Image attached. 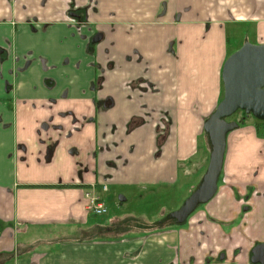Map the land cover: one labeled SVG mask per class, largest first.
<instances>
[{
    "label": "crops",
    "instance_id": "0c3cea01",
    "mask_svg": "<svg viewBox=\"0 0 264 264\" xmlns=\"http://www.w3.org/2000/svg\"><path fill=\"white\" fill-rule=\"evenodd\" d=\"M66 1L0 0V252L21 250L15 264H247L264 240V122L252 115L226 135L214 197L176 228L103 218L84 189L116 208L193 188L222 66L246 40L264 43V0ZM37 226L53 229L29 235Z\"/></svg>",
    "mask_w": 264,
    "mask_h": 264
},
{
    "label": "water",
    "instance_id": "95a60500",
    "mask_svg": "<svg viewBox=\"0 0 264 264\" xmlns=\"http://www.w3.org/2000/svg\"><path fill=\"white\" fill-rule=\"evenodd\" d=\"M221 81L223 96L203 124L210 147L207 167L181 206L167 214L176 224L183 223L199 204L209 201L217 191L226 135L238 127V120L228 118L242 111L264 121V43L246 40L230 53L222 66ZM118 199L125 201L123 195ZM251 262L264 264V243L253 247Z\"/></svg>",
    "mask_w": 264,
    "mask_h": 264
},
{
    "label": "rangeland",
    "instance_id": "374dc122",
    "mask_svg": "<svg viewBox=\"0 0 264 264\" xmlns=\"http://www.w3.org/2000/svg\"><path fill=\"white\" fill-rule=\"evenodd\" d=\"M238 30V27L235 29ZM234 32V33H238ZM234 33H232V31L229 34V40H230V44L229 47H235L237 45H240L241 42V37H237L238 35H234ZM82 39V38H81ZM241 111L236 112L234 115H232L230 118L231 120H236L241 118ZM206 150V151H205ZM205 153L204 156L206 157V161H204V166L203 168L200 170V172L198 173V177L201 176L206 167H207V163H208V159H209V152H210V147L209 144L206 145V149H205ZM182 172V171H181ZM192 172V170L190 171ZM196 178V180L194 181L195 185L193 186H184L183 188L179 187L176 190V194L174 195H169L175 192L174 189H169L167 192L162 193L161 195H153L151 197H149L147 200H136L133 199V197H129V200L127 203L122 204V203H117V207L114 208L112 204H110L108 201H105L108 205V213L107 215L101 216L103 218H108V214H110V216L116 214V215H124V214H131L135 217H144L145 219L148 220H158L162 213L165 212H170L172 210L177 209L178 207H180V205L182 204V202L184 201V199L197 187L198 182H199V178ZM178 185V184H177ZM168 195V196H166ZM168 197V198H167ZM202 205H199V208ZM99 219V218H96ZM188 220H186L187 222ZM171 222L169 221L168 223L162 225H158V226H153V229H162L164 228V226L167 225V229L170 228H176L177 225H171ZM175 226V227H174ZM46 229H53V228H41L40 226L31 228V230L29 231V235L31 234V232L35 235L38 236L40 233V230H46ZM233 239V238H232ZM229 242L225 241L224 242V246H226ZM232 243V241H231ZM231 245V244H230ZM52 244L50 246V248H52ZM48 247V245L46 244H37L36 246H34L35 251H43ZM230 247V246H229ZM25 251V250H24ZM26 252V251H25ZM22 254L21 250H16V253L13 254L11 259L9 261L6 262V264H15L16 259H14V257H20ZM10 258V257H9ZM34 262H36V260H33ZM32 262H29L27 264H34Z\"/></svg>",
    "mask_w": 264,
    "mask_h": 264
},
{
    "label": "flooded vegetation",
    "instance_id": "af4514ba",
    "mask_svg": "<svg viewBox=\"0 0 264 264\" xmlns=\"http://www.w3.org/2000/svg\"><path fill=\"white\" fill-rule=\"evenodd\" d=\"M66 3H67V6H68V11H70V10H75V7H76V4H75V1L74 0H67L66 1ZM72 12V11H71ZM72 15H74V16H77V14L76 13H74V12H72ZM78 17V16H77ZM68 19H71L70 18V16L68 15ZM79 21L78 22H80L81 20L80 19H78ZM102 37H103V35H102V33L101 32H96V33H94V34H92L91 36H89V38H88V41H87V43H88V45L89 46H91V47H93V46H95L96 44H98L101 40H102ZM105 53H109V47H105ZM112 65V62H110V61H106L105 63H100V64H98V66H97V68H96V78H95V81H96V83H94V85H93V91L96 93L97 91H98V89L103 85V82H104V79H105V75H106V71L110 68V66ZM126 85H127V87H129L130 89H134V88H136V89H139V90H142V91H155L156 89H157V84L155 83V82H151V81H148V80H146L145 82L144 81H138V80H130V81H128V82H126ZM228 120H231V118H228ZM262 122H264V121H262ZM222 168H223V166H222ZM221 173H222V169H221V172H220V175H219V177H221ZM203 175V174H202ZM202 175L201 176H199V181H200V179H201V177H202ZM218 181H220L219 180V178H218ZM199 183V182H198ZM102 185H106V184H100V190L101 191H103V192H105V191H107L108 190V188H107V185H106V190H102L101 189V186ZM218 185H219V182H218ZM87 189H93L97 194H98V192H97V190H96V187L93 185V186H91L90 188H87ZM87 189H84V190H87ZM217 190H218V188H217ZM217 192V191H216ZM251 192H252V189L248 192V193H246L244 196H243V200L244 201H247L248 199H249V197L251 196ZM216 194V193H215ZM99 195V194H98ZM100 196V195H99ZM214 197V196H213ZM212 197V198H213ZM211 198V199H212ZM210 199V200H211ZM185 200V199H184ZM124 202V201H123ZM208 202V201H207ZM206 202V203H207ZM183 203V202H182ZM205 204V203H204ZM199 205H203V204H199ZM199 205L195 208V210L186 218V220H188L195 212H196V210H198V208H199ZM181 206V205H180ZM247 206V205H246ZM245 206V207H246ZM173 211V210H172ZM169 213V212H168ZM167 212H163L162 213V215H161V217L158 219V225H160V224H162V225H164V224H166V223H168L169 221L171 222L170 224L171 225H181V224H183V223H185L186 222V220L183 222V223H181V224H176L175 223V221L173 220V219H169L168 217H167V214H168ZM167 226V225H166ZM165 227V226H164ZM260 243H264V240H261V241H257V242H255L254 244H253V246L251 247V250H250V259H249V261L247 262V264H260V263H252L251 262V256H252V249H253V247L254 246H256L257 244H260ZM10 257V258H9ZM11 255H9V254H7V251H3V252H0V264H6V262L7 261H9L10 259H11Z\"/></svg>",
    "mask_w": 264,
    "mask_h": 264
},
{
    "label": "built area",
    "instance_id": "2783aa9c",
    "mask_svg": "<svg viewBox=\"0 0 264 264\" xmlns=\"http://www.w3.org/2000/svg\"><path fill=\"white\" fill-rule=\"evenodd\" d=\"M101 189L106 190V185H102ZM84 197L89 201L90 208L94 214L104 215L108 213L107 204L93 189L85 190Z\"/></svg>",
    "mask_w": 264,
    "mask_h": 264
},
{
    "label": "trees",
    "instance_id": "16d2710c",
    "mask_svg": "<svg viewBox=\"0 0 264 264\" xmlns=\"http://www.w3.org/2000/svg\"><path fill=\"white\" fill-rule=\"evenodd\" d=\"M241 114H242L241 118L238 119V125H241L243 123V118H244V116H246V114L244 112H242V111H241ZM257 123H263V122L262 121H257ZM204 135L207 137L206 133H204ZM206 145H208V140H207ZM219 180H220V177H219ZM154 224H158V220H154Z\"/></svg>",
    "mask_w": 264,
    "mask_h": 264
}]
</instances>
